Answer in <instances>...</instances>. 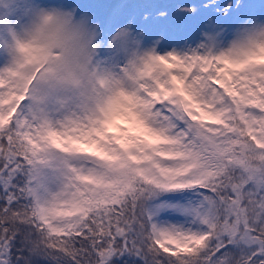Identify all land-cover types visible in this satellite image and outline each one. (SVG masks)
<instances>
[{
    "label": "snow or ice",
    "instance_id": "6c2138e0",
    "mask_svg": "<svg viewBox=\"0 0 264 264\" xmlns=\"http://www.w3.org/2000/svg\"><path fill=\"white\" fill-rule=\"evenodd\" d=\"M0 264H264V0H0Z\"/></svg>",
    "mask_w": 264,
    "mask_h": 264
}]
</instances>
